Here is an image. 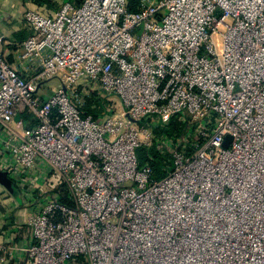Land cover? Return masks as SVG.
<instances>
[{
  "label": "built area",
  "instance_id": "1",
  "mask_svg": "<svg viewBox=\"0 0 264 264\" xmlns=\"http://www.w3.org/2000/svg\"><path fill=\"white\" fill-rule=\"evenodd\" d=\"M22 17L23 68L0 47V171L25 195L23 264H264V0ZM79 88L120 109L82 115ZM176 118L183 134L156 140L149 121ZM153 144L160 179L136 155Z\"/></svg>",
  "mask_w": 264,
  "mask_h": 264
},
{
  "label": "crops",
  "instance_id": "2",
  "mask_svg": "<svg viewBox=\"0 0 264 264\" xmlns=\"http://www.w3.org/2000/svg\"><path fill=\"white\" fill-rule=\"evenodd\" d=\"M47 1H49L47 3ZM64 0H0V47L7 62L22 69L19 60L22 42L31 35L29 25L23 20L24 11L42 7L46 3L49 11L58 9ZM76 5L77 0H68ZM46 2V3H45ZM14 200V201H13ZM26 213L16 197H8L0 186V264H23L24 255L21 249L29 236L26 226Z\"/></svg>",
  "mask_w": 264,
  "mask_h": 264
},
{
  "label": "trees",
  "instance_id": "3",
  "mask_svg": "<svg viewBox=\"0 0 264 264\" xmlns=\"http://www.w3.org/2000/svg\"><path fill=\"white\" fill-rule=\"evenodd\" d=\"M82 0H77L76 5H80ZM140 0H128V8L131 11H135L137 9V5L139 4ZM49 1H47L48 3ZM46 3V2H45ZM47 3L45 4L47 9L50 8ZM92 100L86 102L83 107L81 108L82 115L91 114L94 117L98 115H102L106 112V103L108 99L102 93H100V97L92 96ZM97 98V99H96ZM96 99V100H95ZM164 132L165 135L171 138H179L180 135L183 134L184 129L181 128L178 124L174 123V120H169L165 123ZM136 155L138 158L139 164L142 166L144 164H149L151 169L153 170V177L156 179H160L164 172L162 171L163 162H167L169 159V154H162L159 149L155 146L153 147H140L136 150ZM162 165V166H161Z\"/></svg>",
  "mask_w": 264,
  "mask_h": 264
},
{
  "label": "rangeland",
  "instance_id": "4",
  "mask_svg": "<svg viewBox=\"0 0 264 264\" xmlns=\"http://www.w3.org/2000/svg\"><path fill=\"white\" fill-rule=\"evenodd\" d=\"M62 85L57 82L56 80H52V81H49V82H46L42 85V93L45 94L46 96H49L52 91H55L59 88H61ZM86 90V89H85ZM79 93L82 95V102L86 103V102H89L90 100H92V96H97V97H100V93H102L101 90L95 88L94 90H86V92H82L79 88ZM104 96L105 94L102 93ZM107 97V96H106ZM97 99V98H96ZM95 99V100H96ZM94 100V99H93ZM72 102L78 106L79 103H76L74 100H72ZM106 108H109V110H118L120 109V105H119V102L116 100V99H112L111 100H108V102L106 103ZM149 122H153V123H148V126H150V129L152 131V133L154 134V136H156V140H163L165 138H168L167 135H165V132H164V127H165V123H161L160 122H157V121H149ZM174 123L175 124H178L179 126H181V128L184 129V125L183 123H181L180 121H178V119H174ZM171 137H169L170 139ZM155 144H153L151 147H153ZM156 147H157V144H156ZM159 151L162 153V154H166L168 155L169 152L167 150L164 151V148H160ZM162 166V165H161ZM165 164H163V168H165ZM164 172V169L162 170ZM12 188H13V191L14 193L11 194L9 191H7L6 189H4L5 193L7 194L8 197H16L18 199V202L19 203H22V201H25V195L23 194V192L21 191V189L23 188H19L17 186H15L14 184H12ZM14 201V200H13ZM22 210H24V208L22 207Z\"/></svg>",
  "mask_w": 264,
  "mask_h": 264
},
{
  "label": "water",
  "instance_id": "5",
  "mask_svg": "<svg viewBox=\"0 0 264 264\" xmlns=\"http://www.w3.org/2000/svg\"><path fill=\"white\" fill-rule=\"evenodd\" d=\"M16 120L19 119V116H16ZM230 141V137H227L223 143V148H226ZM12 181L7 177L6 173L0 171V186L9 191L11 194L14 193L12 188Z\"/></svg>",
  "mask_w": 264,
  "mask_h": 264
}]
</instances>
